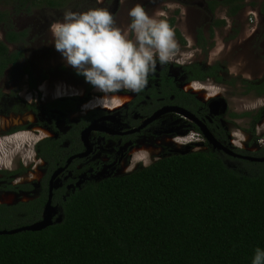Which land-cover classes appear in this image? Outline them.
<instances>
[{
  "label": "trees",
  "instance_id": "trees-1",
  "mask_svg": "<svg viewBox=\"0 0 264 264\" xmlns=\"http://www.w3.org/2000/svg\"><path fill=\"white\" fill-rule=\"evenodd\" d=\"M30 0H15L13 11L29 8ZM34 3L36 0H32ZM49 4L59 3L47 0ZM244 0H207L211 11L220 4L226 15L234 16ZM260 10L264 13V0ZM4 38H0V77L9 63L20 59L21 49H9L8 43L25 40L26 29L16 30L8 9L0 10ZM216 18L208 36L196 28L195 44L204 49L213 36V26L224 24ZM169 26L174 18L168 20ZM176 34L178 30L174 27ZM152 26L144 36L147 44L156 42ZM181 42L185 40L180 37ZM209 44V45H210ZM186 79L212 77L222 81L218 64L203 65L191 61L180 66ZM147 67L133 74L138 84V97L133 109L144 116L160 104L180 105L205 119V104L181 90L167 72V64L156 73ZM245 91L264 94V75L243 79ZM3 93L0 90V100ZM143 100V103H139ZM77 96L54 98L46 103L48 114L53 109L76 110ZM15 103L14 111L35 109L26 103ZM224 109L218 108V115ZM249 111L243 114H249ZM230 116L240 113L228 112ZM92 112L70 122L56 137H47L37 145V152L51 166L37 197L13 206L0 204V228L31 223L41 216L48 197L49 172L66 158L83 148L79 131L91 121ZM264 115V105L252 114L253 125ZM216 137L225 132L217 118L206 119ZM196 129L199 127L193 123ZM132 135H126L124 137ZM62 141H68L62 146ZM205 149L169 150L145 166L132 171L86 179L81 184L53 188L51 203L61 219L37 229L0 233V264H264V161L232 155L213 148L206 140ZM264 156V149L258 152ZM226 159L248 163L252 170L242 171L226 163ZM69 166L75 171V162ZM253 166V167H252ZM255 166V167H254ZM26 187V186H25Z\"/></svg>",
  "mask_w": 264,
  "mask_h": 264
},
{
  "label": "rangeland",
  "instance_id": "rangeland-1",
  "mask_svg": "<svg viewBox=\"0 0 264 264\" xmlns=\"http://www.w3.org/2000/svg\"><path fill=\"white\" fill-rule=\"evenodd\" d=\"M244 1L243 7L231 17L220 4L211 11L207 0H64L58 7L50 8L41 2L28 10L11 11L15 28L28 31L22 43L9 45L12 49H21L23 55L10 63L0 78V90L4 93L0 108L5 110L0 112V129L8 127L11 118L17 122L34 118L65 132L70 122H76L82 113L79 110H52L48 114L45 104L49 100L72 95L91 97L101 92L100 84L109 79L107 74L116 73L121 77L133 68L145 65L150 66L147 71L152 73V68L158 69L161 61L171 63L170 74L179 75V67L172 62L175 58L190 57L203 65L218 64L222 81L212 78L206 81L207 86L220 95L213 100L214 111L224 109L222 120L228 133L233 130L237 139L249 138L252 114L264 105V95L246 92L242 80L264 75V13L260 10L263 0ZM11 5L10 0H0V8L12 10ZM251 10L255 13L253 20L248 18ZM171 17L174 24L169 26ZM216 18H224L225 22L213 26V36L208 39L212 43L204 49L196 46V28L201 27L208 36L209 26ZM1 24L0 38L3 37ZM149 26L154 28L157 37L154 44H147L143 39ZM180 37L185 42H181ZM21 100L33 103L35 109L10 110L11 105ZM230 111L240 115L230 116ZM245 111L250 113L243 114ZM180 116L169 114L168 119L149 128L147 139L164 137L172 140L168 143L162 140L154 145L155 150L161 148V152L150 153L151 161L164 150L204 148V136L190 127L188 119ZM253 128L256 136H264V116ZM151 132L157 135L149 134ZM93 139L96 145L106 142L100 134H95ZM257 140L264 144L263 137ZM111 141L116 143L118 139ZM142 153L145 150H140ZM126 156V153L118 156V164L124 166L119 172H124L130 163L129 158L125 161ZM225 161L242 171L252 170L248 163L233 159ZM25 169L18 177L22 182H27L26 176L30 177L28 167ZM5 175L0 172V184L8 182ZM68 176L70 169L64 167L57 171L59 178L56 181Z\"/></svg>",
  "mask_w": 264,
  "mask_h": 264
},
{
  "label": "flooded vegetation",
  "instance_id": "flooded-vegetation-1",
  "mask_svg": "<svg viewBox=\"0 0 264 264\" xmlns=\"http://www.w3.org/2000/svg\"><path fill=\"white\" fill-rule=\"evenodd\" d=\"M58 1L59 3L49 4L47 0H36L35 3L32 0H30L28 2L29 4L28 9H30V7H32L33 4L41 3V2H44L50 8L61 6L64 3V0H57V2ZM10 2L12 3L10 7L12 8V10H9V12H10V17L12 21V12H14L13 4L15 3V0H10ZM25 6L21 8V10L22 9L28 10ZM4 9L6 8L5 7L0 8V10H4ZM19 11L20 10L15 11V12H19ZM0 22L2 23L1 29L3 31V36H4L3 22L2 21ZM15 29L22 30L26 28H21V29L15 28ZM27 31L28 30L26 29V32ZM61 32L64 34L70 35V33H66L65 31H60V33ZM3 38L4 37H2L1 39ZM17 43H20V42H17ZM17 43H8V44L16 45ZM9 49L12 50L10 46H9ZM16 49H19V48H16ZM174 61L175 62H172V63L176 67H179L178 69L179 71L181 69L180 68L181 65L188 64L193 60H190V57H188V58H185L184 60L183 59L178 60L177 58H175ZM165 63L167 64L168 74L173 76L174 80L178 82V87L181 90L192 94L197 100L205 104V108L207 111V115L205 119L199 118L198 116L193 114L191 111H189L198 120L201 121L200 124L202 125V128L204 131L202 130L200 125L197 123V121L193 119L190 115L178 113L177 111L170 109V108L162 109L165 106H169L173 104H160L147 116H144L135 111H131L130 118H129L128 112L133 109L132 103L133 101L137 100V97H138V89H137L138 84H137V80L133 72L137 68H140V67L133 68L132 70L127 72V74L129 73V75L125 73V75L121 77H119V75H117L116 73H109L106 75V77L109 79L107 81L103 80L100 84L101 92H98L95 95H92L91 97L87 95L84 97L77 96L80 99V102L78 103L76 110H79V112L82 113V115H80V117L77 118L76 122L71 121L72 123L79 122L82 116H85L90 112L94 114H98V115L93 116L91 121L88 122V124L82 127L79 131V137L83 144V148L71 154L70 156H68L63 164L57 165L55 168H53L51 172H49L48 192H49V181H50L52 173L64 167L65 169L67 168L70 169V176H68L64 180L58 179V181H56V178H59V177L55 176L52 180V184L53 185L56 184V186L52 185V190L53 188L56 189V188L62 187L63 183L65 181H68V179L72 180L68 185L71 184L73 186H76V185L81 184L84 180L89 179V178L98 179L100 177L111 175V174L123 173V172H119V170H121L122 167H124L123 164H121V166L120 164H118V156L120 154L121 156H123L124 153L127 154L126 159H125L126 162L128 158L130 159L129 160L130 163L125 166L124 172L132 171L139 166L148 165L149 163L152 162L151 159H149L150 153L157 155L161 152V148L157 151L155 150L156 147H154V145L160 144L162 140L165 143H168V140L169 141H172V140H170L169 138H164V137L161 139L160 138L147 139L145 136L148 133L149 128H154L162 121H165V119H168L167 115L169 114L181 115L180 116L181 118L188 119L189 121L188 120L187 121L189 122L190 127L194 128L195 130H197L199 133H201L204 136L205 138L204 148H199V149H205L207 147L205 143L206 140L209 142V140L205 136V133H207L208 135H211L215 137L216 139H218L222 144L226 145L228 148H230L235 153L242 154V155L260 156L258 155V152L264 149V144L260 143V140L258 141L257 138L259 139L260 137H263L264 139V136L262 135L256 136L254 134L253 127L255 123L253 125L251 124L252 128L250 132L251 135L249 136V138L237 139L235 134L233 133V130L228 133V130L223 125L225 123L222 120L223 115L221 116L218 115V110L217 112L214 111L213 100L219 97L220 95L219 93H216V92L211 93L214 90L210 86H207L206 81L212 77H206L204 79H197V78L186 79L185 76L182 74L174 76L173 74L169 73L170 72L169 69L171 68L169 64L171 63L166 62V61H161V66L158 69L151 67L152 73L153 72L156 73L158 70L164 67ZM142 67H147L148 69H150L149 68L150 66L145 65ZM110 77H113V78L110 79ZM116 77H119V79H117ZM106 93H110V94H106ZM3 96H4V93L1 96V98ZM72 96H76V95H72ZM1 101L2 100H0V102ZM116 102H121V104L118 105L116 104ZM138 102L143 103V100H139ZM18 103H20L19 105L21 107L22 106L24 107L25 104L28 102L25 100H21V102H18ZM28 104H33V103H28ZM13 106L11 105L10 110H12L11 108ZM25 110H28V109H23L21 111H14V110L13 111L22 112ZM76 110H70V111H76ZM3 111L5 110L0 108V112H3ZM154 112L156 113L153 115V117L150 120H147L149 116L152 115ZM213 118H217L219 126L225 132L223 137H216L212 129L209 127L206 119H208L209 121H212ZM11 119H12L11 120L12 122L8 127L0 129V172L5 173L6 174L5 178H8L7 179L8 182L0 184V204H5L8 206H13L20 202L29 201L39 195L40 190H41V182L46 179L48 175V171L51 166L49 165L48 160L37 152L36 145L41 140L47 137L57 136V131L53 128L54 125L50 124L46 126L43 123H41L39 120L34 119V118L33 119L28 118L26 121L24 120L20 122H17V119H14V118H11ZM193 123H195L199 127V129H196L192 125ZM94 124H96V126H94ZM90 125H91V128L81 133V131L85 127L90 126ZM95 134L102 135L104 137L103 141H106L104 142L106 144H104L101 141L99 144L96 145L93 139V136ZM128 134L132 136L124 137ZM149 134L154 135V136L157 135L155 132H151ZM24 138L26 142H24L23 145H21L19 148H16L15 146L12 147L9 143L10 141H14V139L24 140ZM117 139L118 141L116 143L111 141V140H117ZM62 143L64 144L62 145ZM62 143H61L62 146L68 145V141H62ZM173 143H175V141ZM140 150H145V153L140 154ZM175 150H178V149H175ZM192 150H195V149H192ZM166 152L168 151L164 150L162 153L165 154ZM147 157L148 159H146ZM74 159H78V161L75 162L74 164V166L76 165L75 169L79 170L78 172L72 169L71 167H69L74 162ZM15 162H17L18 165H15ZM26 167H28V172L30 173V177L26 176L27 182H22L18 178L19 173L25 172ZM56 216L57 215H55L54 217Z\"/></svg>",
  "mask_w": 264,
  "mask_h": 264
},
{
  "label": "water",
  "instance_id": "water-1",
  "mask_svg": "<svg viewBox=\"0 0 264 264\" xmlns=\"http://www.w3.org/2000/svg\"><path fill=\"white\" fill-rule=\"evenodd\" d=\"M164 108H170L173 109L175 111H177L178 113H183L186 115H190L193 119H195L197 121V123L200 125V127L202 128V125L200 124V120H198L192 113L189 112V110H187L186 108L180 106V105H169V106H165ZM157 112V111H156ZM154 112L152 115L149 116V118L147 120H150L153 115L156 113ZM89 128H91L90 126L85 127L81 133H83L84 131L88 130ZM203 130V128H202ZM204 131V130H203ZM205 136L207 137V139L209 140V142L211 143L213 148L222 150L226 153L232 154V155H240L238 153H235L234 151H232L230 148H228L226 145L222 144L218 139H216L215 137L208 135L207 133H205ZM244 157L250 159V160H256V161H264V156H253V155H243ZM57 171L53 172L49 181V192H48V197L47 200L43 206V209L41 211V216L39 219L28 223V224H23L20 226H16V227H10V228H0V233H14L20 230H24V229H37L40 228L46 224L51 223L52 221H59L61 219L60 214H58L56 217H54L58 210H57V206L51 203V197H52V180L53 178L56 176ZM54 217V218H53Z\"/></svg>",
  "mask_w": 264,
  "mask_h": 264
},
{
  "label": "bare ground",
  "instance_id": "bare-ground-1",
  "mask_svg": "<svg viewBox=\"0 0 264 264\" xmlns=\"http://www.w3.org/2000/svg\"><path fill=\"white\" fill-rule=\"evenodd\" d=\"M118 85V84H117ZM106 88V87H105ZM198 88V87H197ZM214 92V91H213ZM106 94H110V93H106ZM105 94V95H106ZM105 101V100H104ZM97 102V101H96ZM111 102H113V101H111ZM109 103V102H108ZM101 104V103H100ZM116 104H118V105H120L121 104V102H116ZM24 142H26V140H25V138H24V140H19V139H14V141H10L9 143H10V145L12 146V147H16V148H19L21 145H23V143ZM27 144V143H26ZM8 147V146H7ZM11 148V147H10Z\"/></svg>",
  "mask_w": 264,
  "mask_h": 264
},
{
  "label": "built area",
  "instance_id": "built-area-1",
  "mask_svg": "<svg viewBox=\"0 0 264 264\" xmlns=\"http://www.w3.org/2000/svg\"><path fill=\"white\" fill-rule=\"evenodd\" d=\"M254 14H255L254 11L251 10L250 13H249V15H248L249 20H253Z\"/></svg>",
  "mask_w": 264,
  "mask_h": 264
}]
</instances>
